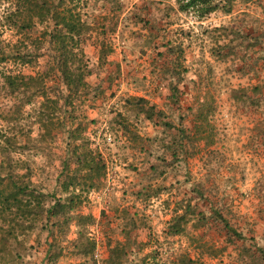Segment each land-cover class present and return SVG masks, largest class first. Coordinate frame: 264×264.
<instances>
[{"label":"rangeland","instance_id":"obj_1","mask_svg":"<svg viewBox=\"0 0 264 264\" xmlns=\"http://www.w3.org/2000/svg\"><path fill=\"white\" fill-rule=\"evenodd\" d=\"M63 8L85 23L72 89L51 41ZM11 181L31 194L0 201V264H264V0L202 17L177 0H0ZM39 193L63 205L41 213Z\"/></svg>","mask_w":264,"mask_h":264},{"label":"trees","instance_id":"obj_2","mask_svg":"<svg viewBox=\"0 0 264 264\" xmlns=\"http://www.w3.org/2000/svg\"><path fill=\"white\" fill-rule=\"evenodd\" d=\"M177 2L181 10H193V12L197 16L202 17L216 10L219 7V4L222 3V0H177ZM56 14V28L58 29H56V32L54 34L52 33V37H54V40L51 41L52 43H54V45L56 44V47L60 52L59 56L56 57L57 68L65 85L68 87V89H72L79 84H83L84 73L82 71V68L80 66H77L73 62V60L74 57L82 60L83 52L81 49L79 50L78 40L79 35L83 33L85 23L81 20L79 13H74L67 8H63ZM74 36H77L75 40ZM70 40H74V43L71 49L68 51L67 47ZM75 48H77L76 51H74ZM70 54H73V57L70 56ZM16 78V76H7V80H9L8 82L10 84H13ZM29 79L32 80L31 77ZM46 100H48V102L52 101V99L49 98H47ZM27 188L28 187L26 185H20L16 181H11V183H9L8 185L0 187V201L3 207L10 211H12L14 208L17 209L19 207V203L21 202L19 196L21 194H31L26 191ZM34 196L36 198V195ZM37 198V206L41 213L49 212L50 210L55 209L57 206L63 205L60 200H56L51 205V207L46 208L43 201L44 194L39 193V197Z\"/></svg>","mask_w":264,"mask_h":264}]
</instances>
